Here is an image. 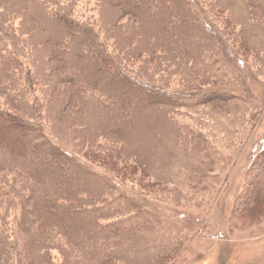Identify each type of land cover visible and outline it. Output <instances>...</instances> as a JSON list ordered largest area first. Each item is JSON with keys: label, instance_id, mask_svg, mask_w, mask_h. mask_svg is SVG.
Returning <instances> with one entry per match:
<instances>
[{"label": "trees", "instance_id": "16d2710c", "mask_svg": "<svg viewBox=\"0 0 264 264\" xmlns=\"http://www.w3.org/2000/svg\"><path fill=\"white\" fill-rule=\"evenodd\" d=\"M218 1L204 0L210 18L224 19L239 40L237 56L249 67L251 56L264 66V50L252 47ZM95 2L97 12L91 6L95 14L83 22L82 13L68 9L65 0H0V264H174L184 247L161 244L159 255L137 261L132 246L151 220H139L134 208L140 205L115 192L133 183L147 198L174 201V186L153 176L148 153L136 155L125 132L151 124L153 108L180 103L134 76V68L148 78L149 65L164 56L178 62L183 34L191 29L181 13L186 3ZM160 21L168 22L156 27L166 40L151 31ZM166 68L162 75L171 77L175 66ZM193 72L186 73L193 78L185 85L204 91L198 103L222 108L237 98L203 90L210 77ZM52 111L58 121L81 130L88 112L90 118L107 115L123 131L114 135L102 121L97 135L87 133L86 147L75 154L53 137ZM250 169L233 214L253 223L264 217V147ZM124 173L138 177L130 181Z\"/></svg>", "mask_w": 264, "mask_h": 264}, {"label": "rangeland", "instance_id": "374dc122", "mask_svg": "<svg viewBox=\"0 0 264 264\" xmlns=\"http://www.w3.org/2000/svg\"><path fill=\"white\" fill-rule=\"evenodd\" d=\"M95 1L65 0L68 9L82 13L83 22L95 14L94 10L97 12ZM184 1L186 8L181 13H186L188 18L183 19L189 20L186 27L191 29L184 34V28L177 29L185 41L178 49V62L164 56L157 64L149 65L148 78L139 71V65L138 70L134 68V76L166 91L180 103L153 108L148 114L151 124L143 122L125 132V141L136 155L148 153L153 176L170 182L175 191L174 201H161L156 199L159 197L138 194L139 188L133 183L117 187L115 193L140 205L134 208L139 220H151L148 230L132 246L133 254L137 261L151 260L159 255L161 244L174 247L183 243L174 264H264V217L252 223L233 214L244 194L251 165L264 147V66L260 59L256 64L251 56L247 60L249 67L237 56L238 38L224 19L210 18L204 0ZM217 4L225 7L245 30L255 50H264V0H219ZM162 23L154 22L151 31L166 40V35L156 28L168 25ZM172 65V76L164 77L162 73ZM188 70L200 77L207 72L210 85L203 90L215 89L237 98L222 108L198 103L204 91L186 87V80L193 78L185 76ZM51 113L53 137L75 154L86 147L87 133L97 135L102 121L114 135L123 131L122 127L114 128L107 115L90 118L88 112L89 119L81 122V130L80 125L73 127L70 121H58L55 111ZM149 126H153V132L149 133ZM124 177L133 181L138 175L130 178L124 173ZM118 204L125 207L122 202Z\"/></svg>", "mask_w": 264, "mask_h": 264}]
</instances>
